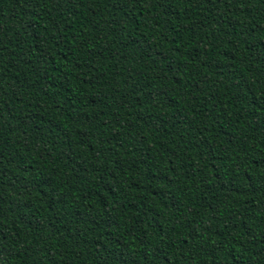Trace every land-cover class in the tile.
<instances>
[{
	"label": "trees",
	"instance_id": "16d2710c",
	"mask_svg": "<svg viewBox=\"0 0 264 264\" xmlns=\"http://www.w3.org/2000/svg\"><path fill=\"white\" fill-rule=\"evenodd\" d=\"M0 264H264V0H0Z\"/></svg>",
	"mask_w": 264,
	"mask_h": 264
}]
</instances>
